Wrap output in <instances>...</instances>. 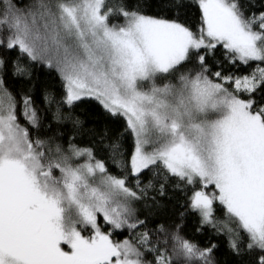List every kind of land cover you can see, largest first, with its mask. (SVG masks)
I'll return each instance as SVG.
<instances>
[{
  "label": "snow or ice",
  "instance_id": "1",
  "mask_svg": "<svg viewBox=\"0 0 264 264\" xmlns=\"http://www.w3.org/2000/svg\"><path fill=\"white\" fill-rule=\"evenodd\" d=\"M193 3L195 30L181 22ZM260 4L0 0V264H216L217 244L154 218L170 188L192 189L179 217L196 215L197 233L214 229L239 264H264ZM38 66L62 81L59 98L42 94L47 125L32 95L7 87L9 73L30 81ZM88 101L125 121L94 137L118 174L75 140ZM53 123L61 130L48 135Z\"/></svg>",
  "mask_w": 264,
  "mask_h": 264
},
{
  "label": "trees",
  "instance_id": "2",
  "mask_svg": "<svg viewBox=\"0 0 264 264\" xmlns=\"http://www.w3.org/2000/svg\"><path fill=\"white\" fill-rule=\"evenodd\" d=\"M109 6L115 7L120 0H106ZM124 2H129V0H124ZM256 4V8L253 11L261 10L260 0H253ZM130 6H133L130 4ZM200 16L201 13L198 10V6L193 3L192 7L189 9L188 14L181 18V22L185 23L186 26L190 27L192 30L197 29L200 26ZM115 22V21H114ZM217 57L220 55V50H217ZM15 53H11L9 59L14 58ZM248 68L241 67L239 73H245ZM7 87L12 91L19 100V94L25 93L33 96L35 101V106L40 110L42 117L44 118V123L47 125L51 122V112L45 109L42 101V94L44 91L54 92L56 97L59 98L62 95V81L58 75L54 72H49L43 67H34L33 75L31 80L16 79L9 75L6 78ZM158 84L162 83L157 81ZM52 111H55V105L52 107ZM76 116L84 121L81 131L75 136V140L81 147L92 146L96 151L97 159H105L106 163L109 165V171L113 174H118L119 170L115 166L111 165L110 160L107 159V155L104 152L99 151L100 145L95 143L94 137H99L103 129H107L109 134L114 136L118 132H124V120H119L114 122L109 120L103 114V110L95 101L82 102L79 107L75 109ZM23 123V120H21ZM65 129V136L59 141L61 143L67 139V128H71V124L61 126ZM57 126L53 123L51 131H47L48 135H53L55 132L59 131ZM122 144L125 152H131L134 150V137L125 133L121 137ZM192 194V189H188L187 192L172 191L169 189V196L171 199L163 198L161 200V206L158 208H153L152 212L154 218L166 226L173 225L175 223H182L183 227L181 230V235L185 238L196 242L199 246L205 247L210 243H215L218 245L217 249L214 251V258L216 264H239L238 259L229 251L228 240L226 235L216 236L214 235V229L205 228L201 233L196 232L198 227V217L194 214L186 215L183 220L180 219L179 213L183 210L181 205L187 203L188 198ZM215 207V205H214ZM219 217V212L216 213ZM222 219V217H220ZM117 240H122L123 235H116L113 237Z\"/></svg>",
  "mask_w": 264,
  "mask_h": 264
}]
</instances>
